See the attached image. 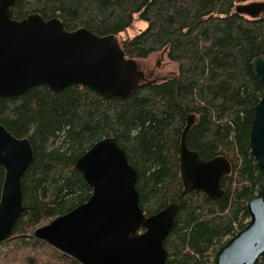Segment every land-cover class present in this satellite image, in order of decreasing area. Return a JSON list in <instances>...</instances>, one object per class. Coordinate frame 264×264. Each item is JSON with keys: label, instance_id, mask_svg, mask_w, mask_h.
<instances>
[{"label": "trees", "instance_id": "trees-1", "mask_svg": "<svg viewBox=\"0 0 264 264\" xmlns=\"http://www.w3.org/2000/svg\"><path fill=\"white\" fill-rule=\"evenodd\" d=\"M253 1L264 0L15 1L16 20L39 13L61 19L68 31L112 34L127 58L161 52L176 70L140 81L123 98H102L76 85L58 92L36 85L0 98V123L13 136L27 137L34 152L21 179L23 211L0 243V264H80L33 234L42 221L88 199L91 188L74 162L108 136L137 171L145 216L181 198L164 241L167 264H212L215 251L247 224L246 204L262 181L248 137L263 91L252 61L264 56V14L251 18L235 11ZM135 21L145 28L119 40ZM187 114L194 116L188 148L203 160L221 155L230 162L217 199L200 191L182 194L179 144ZM3 176L0 167V191ZM255 264H264V255Z\"/></svg>", "mask_w": 264, "mask_h": 264}, {"label": "water", "instance_id": "water-1", "mask_svg": "<svg viewBox=\"0 0 264 264\" xmlns=\"http://www.w3.org/2000/svg\"><path fill=\"white\" fill-rule=\"evenodd\" d=\"M16 0H0V98L16 97L36 85L50 92L84 86L102 98L128 96L146 80L137 61L127 58L116 36H99L80 27L65 29L61 19L30 13L11 17ZM255 18L264 14V1L235 6ZM263 91L253 110L248 143L261 173L258 191L246 204L247 224L213 254L212 264H255L264 255V56L252 61ZM194 122L187 114L179 144L182 194L203 192L210 199L223 191L222 177L231 170L224 156L203 160L188 148L186 135ZM27 137L13 136L0 123V243L11 233L23 211L22 176L33 160ZM74 168L91 188L88 199L34 230L45 241L80 264H167L164 241L181 198L145 216L139 206L137 171L113 136L94 143L76 159Z\"/></svg>", "mask_w": 264, "mask_h": 264}, {"label": "rangeland", "instance_id": "rangeland-1", "mask_svg": "<svg viewBox=\"0 0 264 264\" xmlns=\"http://www.w3.org/2000/svg\"><path fill=\"white\" fill-rule=\"evenodd\" d=\"M145 26H146L145 22L135 21L130 29H128L126 32L122 33L119 36V40L125 39L126 37L134 36L141 30H143ZM137 64H138V69L144 73L145 78H149V79H152L154 77L162 78L164 76H170L176 70L175 64L169 62L166 58V55L161 52L151 54L149 57L143 60H137ZM52 219H50L49 221H42L36 226V228L47 224V222L49 223Z\"/></svg>", "mask_w": 264, "mask_h": 264}]
</instances>
